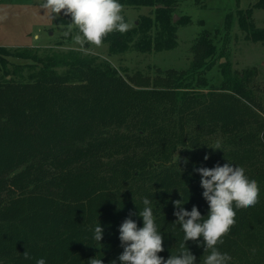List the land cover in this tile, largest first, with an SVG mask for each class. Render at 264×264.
Here are the masks:
<instances>
[{
	"label": "trees",
	"instance_id": "obj_1",
	"mask_svg": "<svg viewBox=\"0 0 264 264\" xmlns=\"http://www.w3.org/2000/svg\"><path fill=\"white\" fill-rule=\"evenodd\" d=\"M119 2L152 11L128 31L108 33L110 53L175 46L177 0ZM250 15L248 8L239 16L240 26L252 41H264V28L254 29ZM70 19L62 14L53 23ZM204 45L195 46L196 65L212 53L208 47L200 54ZM12 57L30 61L28 81H16L22 74ZM194 64L171 71L162 87H135L106 61L74 49L39 54L0 46V264H35L40 257L47 264H89L93 257L111 264L122 251L118 226L130 215L142 226L133 213L145 196L164 235L159 255L176 254L183 232L172 201L187 200L186 209L196 205L206 214L193 168L223 162L242 165L260 192L254 206L236 209L217 247L229 254L228 264H264V89L256 88L263 97L249 94L247 77L221 65L222 87L198 92L206 81L195 78ZM217 143L221 149L213 148ZM98 222L100 244L91 239ZM186 246L203 264V248L192 240Z\"/></svg>",
	"mask_w": 264,
	"mask_h": 264
},
{
	"label": "rangeland",
	"instance_id": "obj_2",
	"mask_svg": "<svg viewBox=\"0 0 264 264\" xmlns=\"http://www.w3.org/2000/svg\"><path fill=\"white\" fill-rule=\"evenodd\" d=\"M258 1L177 0L172 14L175 46L161 51L132 49L112 54L105 41L100 46L77 44L78 30L69 28L71 22L54 24L53 20L62 16L63 10L52 19L40 9V0H0V46L11 49L32 47L39 54L74 49L82 55L95 56L97 61H106L135 87H162L161 81L168 79L171 71L181 73L192 69L197 54L195 46L205 44L198 52L204 54L211 47L212 53L204 59L206 64H194L197 66L195 78L206 81V85L195 86L200 87L198 92L221 88V65H225L231 75L241 79L247 77L244 81L247 91L259 98L263 95L256 88L264 89V41H252L239 24V16L251 8L247 20L254 29L264 28V7H258ZM151 11L149 7H123L122 15L132 28L142 15H149ZM174 15L177 16L175 21ZM9 61L13 68L19 67L22 74L21 77L16 75V81H28L26 64L30 61L16 57ZM176 73L174 77L178 76Z\"/></svg>",
	"mask_w": 264,
	"mask_h": 264
},
{
	"label": "clouds",
	"instance_id": "obj_3",
	"mask_svg": "<svg viewBox=\"0 0 264 264\" xmlns=\"http://www.w3.org/2000/svg\"><path fill=\"white\" fill-rule=\"evenodd\" d=\"M40 9L52 19L62 10L64 15H70L69 28L78 30L75 42L82 47L89 43L100 46L108 33H123L132 26L122 15L119 0H40ZM213 148L221 149L219 143ZM208 158L206 154L203 159ZM193 171L200 176L201 195L208 207L206 214L202 215L196 205L191 210L186 209L183 205L187 200L172 201L174 221L183 232L180 250L167 258L159 255L164 251V235L154 215L153 201L145 196L143 208L133 213L142 219V226H138L131 215L119 224L118 239L122 251L111 260V264H196V256L186 246L189 240L195 241L206 253L203 264H228L229 254L221 251L217 243L235 224L236 209L254 206L258 202L259 186L240 164L223 162L213 167H194ZM103 231L98 222L91 230V239L100 244ZM24 257L29 259V252L24 251ZM35 264H47V261L40 257ZM89 264L104 262L100 257H93Z\"/></svg>",
	"mask_w": 264,
	"mask_h": 264
},
{
	"label": "water",
	"instance_id": "obj_4",
	"mask_svg": "<svg viewBox=\"0 0 264 264\" xmlns=\"http://www.w3.org/2000/svg\"><path fill=\"white\" fill-rule=\"evenodd\" d=\"M176 19H177V16L174 15V17H173V21H175Z\"/></svg>",
	"mask_w": 264,
	"mask_h": 264
}]
</instances>
